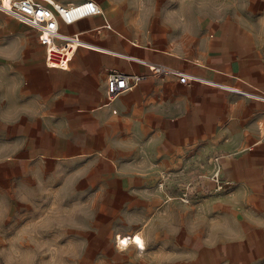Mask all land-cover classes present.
Here are the masks:
<instances>
[{
    "label": "crops",
    "instance_id": "crops-1",
    "mask_svg": "<svg viewBox=\"0 0 264 264\" xmlns=\"http://www.w3.org/2000/svg\"><path fill=\"white\" fill-rule=\"evenodd\" d=\"M118 10L106 0L101 15L64 26L96 46L78 48L67 69L48 68L44 52L41 60L26 62L16 78L17 112H48L67 133V152L61 155L78 160L98 153L110 166L106 171L119 177V188L132 197L146 196L148 188L139 187L136 177L129 179L133 184L123 183L128 175H158V161L163 168L175 165L177 172L183 157L173 155L185 148L223 150L210 160L221 155V176L230 183L208 201L222 202L223 260L264 262V102L213 85L156 77L136 60L264 94V0H213L199 46L191 52L128 39ZM110 70L144 78L108 98Z\"/></svg>",
    "mask_w": 264,
    "mask_h": 264
},
{
    "label": "rangeland",
    "instance_id": "rangeland-1",
    "mask_svg": "<svg viewBox=\"0 0 264 264\" xmlns=\"http://www.w3.org/2000/svg\"><path fill=\"white\" fill-rule=\"evenodd\" d=\"M97 1L104 10L106 0ZM108 1L118 5L128 39L173 52L198 48L213 6V0ZM43 52L34 30L0 11V264H264L223 260L222 202H208L223 192L208 181L210 159L223 150L185 148L173 155L183 157L178 173L158 161V175H128L123 183L136 177L148 188L135 197L119 188L98 153L63 157L67 133L49 113L16 109L17 73ZM117 235L140 244L124 246Z\"/></svg>",
    "mask_w": 264,
    "mask_h": 264
},
{
    "label": "built area",
    "instance_id": "built-area-1",
    "mask_svg": "<svg viewBox=\"0 0 264 264\" xmlns=\"http://www.w3.org/2000/svg\"><path fill=\"white\" fill-rule=\"evenodd\" d=\"M0 11L34 30L37 41L44 48L46 66L63 70L67 69L78 48H96L94 44L84 40L81 33L67 32L63 29L64 26L103 13L102 7L95 0L71 3H60L56 0H0ZM104 25L110 28L107 21ZM136 60L146 65L149 72L156 77L173 76L182 84L200 82L213 85L236 95L264 102V94L255 90L214 82L161 63ZM143 78L144 76L139 74L110 70L105 80V92L108 98H112L139 84ZM220 158L218 155L213 157V168L208 176L217 191L223 190L230 183L221 176ZM183 195H186V192Z\"/></svg>",
    "mask_w": 264,
    "mask_h": 264
},
{
    "label": "bare ground",
    "instance_id": "bare-ground-1",
    "mask_svg": "<svg viewBox=\"0 0 264 264\" xmlns=\"http://www.w3.org/2000/svg\"><path fill=\"white\" fill-rule=\"evenodd\" d=\"M116 240H117L119 243L123 244L124 246L130 245V244H135V245H137V243H136L137 238H136V237L134 238V237L131 236V235H125V236H123V237L117 235Z\"/></svg>",
    "mask_w": 264,
    "mask_h": 264
},
{
    "label": "snow or ice",
    "instance_id": "snow-or-ice-1",
    "mask_svg": "<svg viewBox=\"0 0 264 264\" xmlns=\"http://www.w3.org/2000/svg\"><path fill=\"white\" fill-rule=\"evenodd\" d=\"M136 243H137V244H140V241H139V239H137Z\"/></svg>",
    "mask_w": 264,
    "mask_h": 264
}]
</instances>
